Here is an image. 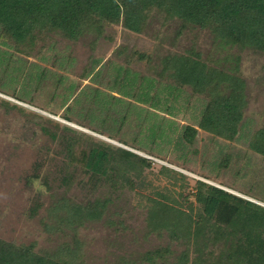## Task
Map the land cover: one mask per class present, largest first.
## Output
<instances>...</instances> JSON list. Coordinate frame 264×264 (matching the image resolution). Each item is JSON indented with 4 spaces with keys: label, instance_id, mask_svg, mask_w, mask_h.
<instances>
[{
    "label": "trees",
    "instance_id": "1",
    "mask_svg": "<svg viewBox=\"0 0 264 264\" xmlns=\"http://www.w3.org/2000/svg\"><path fill=\"white\" fill-rule=\"evenodd\" d=\"M152 8L179 21L182 32L189 26L197 27L208 30L217 40L213 54L206 58L196 50L186 55L164 56L155 80L134 74L143 85V99L153 103L159 93L177 99L185 89L204 100L197 125L182 126L173 139L175 123H167L166 128L156 122L153 130L150 128L152 144L169 139L168 143L175 148L192 146L200 130L213 137L235 140L248 107L247 82L241 69L243 53L264 58V0H0V41L27 57L44 53L55 36L71 43L85 41L94 52L100 41L113 42L111 31L116 26L142 33L145 11ZM114 53L121 57L120 50ZM123 55L127 67L118 68L114 79L117 85L128 87L127 74L132 63L148 65L151 56L137 49ZM108 63L109 66L111 62ZM88 74L86 70L84 77ZM1 102L24 113L25 109L16 104ZM71 108L69 104L63 118L85 128L86 123L72 117ZM25 113L39 123L42 132L64 153L62 185L77 183L78 172L83 173L85 178L78 183L87 191V198L77 201L63 194L55 198L42 217L46 233L68 229L72 241L38 249L34 242L18 244L0 238V264H84L80 229L102 220L110 205L123 199L128 191H135L144 202L146 234L168 240L165 246L143 252L139 264H264V206L202 180L190 186L186 175L166 166H161L160 171L181 190L175 194L143 195L138 187H142L144 172L154 161L43 115ZM119 141L131 149L145 150L138 141ZM250 146L264 155V128L256 131ZM147 153L159 156L152 150ZM223 160L221 165L226 167L229 160ZM43 185L48 188L46 181ZM255 197L264 202L263 196ZM41 207L42 202H36L30 217H36ZM174 245L181 248L177 255L172 249ZM114 264L133 263L122 258Z\"/></svg>",
    "mask_w": 264,
    "mask_h": 264
},
{
    "label": "rangeland",
    "instance_id": "2",
    "mask_svg": "<svg viewBox=\"0 0 264 264\" xmlns=\"http://www.w3.org/2000/svg\"><path fill=\"white\" fill-rule=\"evenodd\" d=\"M180 26L176 19L152 8L145 11L142 33L116 26L111 31L113 42L100 41L94 52L85 41L71 43L55 36L44 53L27 57L0 41V238L18 244L34 242L38 249H51L63 241H72L68 229L46 233L42 217L47 215L55 198L63 194L77 201L87 198V191L78 183L85 178L83 173L78 172L77 183L62 185L66 157L26 111L154 161L144 172L142 187H138L143 195L175 194L181 190L160 171L161 166H166L186 175L190 186L202 180L264 206L255 197V194L264 197V155L250 146L256 131L264 128L263 57L243 53L241 69L247 82L248 107L235 140L227 141L200 130L192 146L175 148L168 143L169 139L153 145L149 138L156 122L166 128L167 123L174 122L177 130L171 132L176 139L182 126L197 125L201 115L204 100L192 95L190 89H185L177 99L159 93L153 103L143 99V85L134 76L155 80L161 60L169 54L186 55L191 50L200 52L204 58L213 54L217 40L211 32L192 26L182 32ZM133 49L147 53L151 60L148 65L132 63L127 74L128 87H123L121 81L117 85L116 70L127 67L123 52ZM116 50L122 53L120 58L114 55ZM86 70L89 74L84 77ZM2 100L25 109L24 113L3 106ZM69 104L72 117L86 123L85 128L63 118ZM120 138L138 141L145 150L131 149ZM148 150L159 156L148 154ZM223 159L229 160L226 167L221 165ZM39 201L42 207L37 216L30 217L31 209ZM145 217L142 198L135 191H128L123 199L110 205L102 220L80 229L84 264H114L122 258L139 264L143 252L167 245L165 237L146 234ZM172 249L175 255L181 252L178 245Z\"/></svg>",
    "mask_w": 264,
    "mask_h": 264
}]
</instances>
